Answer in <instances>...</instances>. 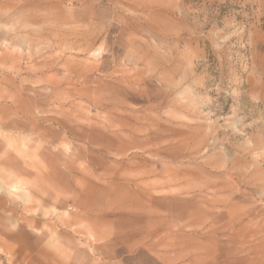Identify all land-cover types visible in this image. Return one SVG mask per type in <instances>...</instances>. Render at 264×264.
<instances>
[{
	"label": "rangeland",
	"instance_id": "rangeland-1",
	"mask_svg": "<svg viewBox=\"0 0 264 264\" xmlns=\"http://www.w3.org/2000/svg\"><path fill=\"white\" fill-rule=\"evenodd\" d=\"M0 264H264V0H0Z\"/></svg>",
	"mask_w": 264,
	"mask_h": 264
}]
</instances>
